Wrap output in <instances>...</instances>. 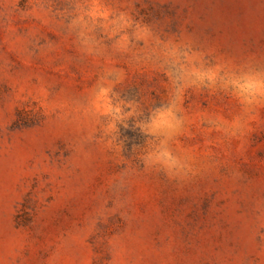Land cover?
Instances as JSON below:
<instances>
[{"label":"rangeland","instance_id":"obj_1","mask_svg":"<svg viewBox=\"0 0 264 264\" xmlns=\"http://www.w3.org/2000/svg\"><path fill=\"white\" fill-rule=\"evenodd\" d=\"M0 264H264V0H0Z\"/></svg>","mask_w":264,"mask_h":264},{"label":"clouds","instance_id":"obj_2","mask_svg":"<svg viewBox=\"0 0 264 264\" xmlns=\"http://www.w3.org/2000/svg\"><path fill=\"white\" fill-rule=\"evenodd\" d=\"M247 88L250 89L251 86L249 85ZM259 88L260 86L257 87V91H259ZM103 91L104 90H101V93H103ZM124 107L128 110L125 111L124 108L120 107L119 105H116L111 109L112 119L115 123L110 125V128L113 130L118 131V128H116L117 123L127 129L129 127L127 123L129 120L133 121V131L139 129L140 133L143 135L156 137H158L160 130L163 129L170 131L175 127L171 108L167 110H157L152 115H150L147 120H143L137 119L141 113L137 112V109L131 104H127ZM166 144V139L160 140L158 144L154 143L152 149L147 151L144 156L145 164L147 166H159L169 172H178L183 168V165L176 157L172 155Z\"/></svg>","mask_w":264,"mask_h":264}]
</instances>
